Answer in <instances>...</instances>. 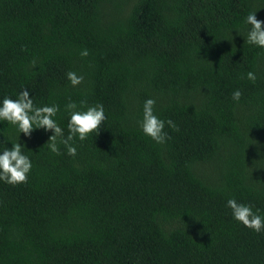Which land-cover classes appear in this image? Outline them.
Instances as JSON below:
<instances>
[{
  "label": "trees",
  "instance_id": "trees-1",
  "mask_svg": "<svg viewBox=\"0 0 264 264\" xmlns=\"http://www.w3.org/2000/svg\"><path fill=\"white\" fill-rule=\"evenodd\" d=\"M256 10L264 20L262 0H0V99L29 88L60 106L65 133L69 98L108 117L75 156L0 122L2 146L33 161L26 183L0 181V264H264V232L226 207L264 212V49L243 36ZM149 97L177 125L164 143L138 123Z\"/></svg>",
  "mask_w": 264,
  "mask_h": 264
},
{
  "label": "clouds",
  "instance_id": "clouds-1",
  "mask_svg": "<svg viewBox=\"0 0 264 264\" xmlns=\"http://www.w3.org/2000/svg\"><path fill=\"white\" fill-rule=\"evenodd\" d=\"M264 2V0H262ZM256 11H250L244 18L247 26V33L243 35L245 42L259 49H264V20L257 19ZM242 35V34H241ZM88 50L82 49L81 56H87ZM36 61H33L35 66ZM66 77L72 86H77L84 80L83 75L75 71H68ZM246 78L252 82L257 79L254 71H248ZM232 99L239 102L243 93L237 88L232 91ZM156 99L149 97L144 100L142 106V119L138 121L143 133L150 137L156 143H164L168 137L165 131V125L176 129L177 125L171 118L163 119L155 112ZM68 112L67 133L61 127L55 118L60 112V106L57 104L34 103L33 95H30L29 88H23L16 96L12 98L4 95L0 99V122L7 121L14 125L18 130L19 137L23 133L31 137L33 131L43 129L45 132H51L46 142L51 152L58 153L59 147L57 141L62 143L71 156L77 153L75 140H86L89 134L99 133L102 122H106L108 117L102 103L88 105L84 101L78 106L76 101L69 98L65 105ZM0 143V181L7 184L17 185L26 183L33 168V161L26 153V144L12 142V146L4 147ZM226 207L230 209L232 218L251 229L256 233L264 232V212L259 208H254L251 203H246L236 199L228 198Z\"/></svg>",
  "mask_w": 264,
  "mask_h": 264
}]
</instances>
